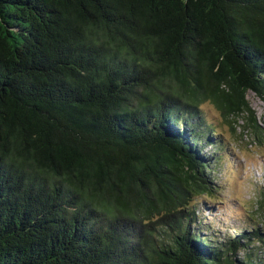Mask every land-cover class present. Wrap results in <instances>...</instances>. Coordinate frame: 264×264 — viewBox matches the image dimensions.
I'll return each instance as SVG.
<instances>
[{"label": "trees", "instance_id": "obj_1", "mask_svg": "<svg viewBox=\"0 0 264 264\" xmlns=\"http://www.w3.org/2000/svg\"><path fill=\"white\" fill-rule=\"evenodd\" d=\"M249 90L264 0H0V264H264L199 220L228 150L201 102Z\"/></svg>", "mask_w": 264, "mask_h": 264}, {"label": "rangeland", "instance_id": "obj_2", "mask_svg": "<svg viewBox=\"0 0 264 264\" xmlns=\"http://www.w3.org/2000/svg\"><path fill=\"white\" fill-rule=\"evenodd\" d=\"M246 100L249 111L228 118L212 98L204 99L200 106L205 118L222 134L228 149L225 162L212 170L220 200L199 211V220L217 233L220 240H226L235 231L249 230L248 222L252 228L264 232V100L252 90L247 91ZM204 151L214 149L206 145ZM192 203L196 207L198 201Z\"/></svg>", "mask_w": 264, "mask_h": 264}]
</instances>
